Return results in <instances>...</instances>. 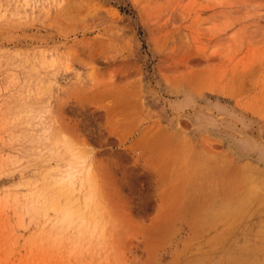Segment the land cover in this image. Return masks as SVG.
<instances>
[{
  "label": "rangeland",
  "instance_id": "1",
  "mask_svg": "<svg viewBox=\"0 0 264 264\" xmlns=\"http://www.w3.org/2000/svg\"><path fill=\"white\" fill-rule=\"evenodd\" d=\"M0 264H264V0H0Z\"/></svg>",
  "mask_w": 264,
  "mask_h": 264
},
{
  "label": "bare ground",
  "instance_id": "2",
  "mask_svg": "<svg viewBox=\"0 0 264 264\" xmlns=\"http://www.w3.org/2000/svg\"><path fill=\"white\" fill-rule=\"evenodd\" d=\"M54 201H56V200H55V199L50 200L51 203H53ZM53 205H54V204H53Z\"/></svg>",
  "mask_w": 264,
  "mask_h": 264
}]
</instances>
